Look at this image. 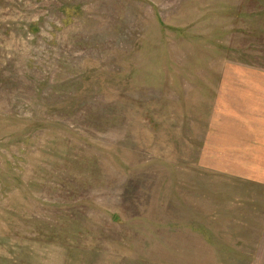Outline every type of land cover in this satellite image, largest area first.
<instances>
[{
  "label": "rangeland",
  "instance_id": "rangeland-1",
  "mask_svg": "<svg viewBox=\"0 0 264 264\" xmlns=\"http://www.w3.org/2000/svg\"><path fill=\"white\" fill-rule=\"evenodd\" d=\"M257 71L264 0H0V264H264L208 145Z\"/></svg>",
  "mask_w": 264,
  "mask_h": 264
},
{
  "label": "crops",
  "instance_id": "crops-1",
  "mask_svg": "<svg viewBox=\"0 0 264 264\" xmlns=\"http://www.w3.org/2000/svg\"><path fill=\"white\" fill-rule=\"evenodd\" d=\"M256 73H258V78L264 79V74L260 71ZM262 82L264 83V80ZM249 90L248 96H241L234 91L233 96L226 97L225 105L224 102L220 103L222 107L217 111L219 120L216 125L210 127L208 145L213 147V143H210L213 140L217 143L215 147L221 146L222 143L230 145V147L225 146L223 155L220 153L215 155L216 164L232 167L237 173H263L264 146L256 149V145L261 146L262 143L254 140L264 136V116H259V120L249 117L255 115L257 111L259 115H264V84L251 85ZM254 102L257 104L255 105ZM246 116L248 117L245 119ZM229 117L238 123H233ZM208 145L206 147L207 156L212 157ZM203 149L205 152V147Z\"/></svg>",
  "mask_w": 264,
  "mask_h": 264
}]
</instances>
